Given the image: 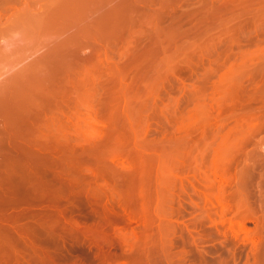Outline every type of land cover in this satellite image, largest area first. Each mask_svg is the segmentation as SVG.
Returning <instances> with one entry per match:
<instances>
[{"label":"rangeland","instance_id":"374dc122","mask_svg":"<svg viewBox=\"0 0 264 264\" xmlns=\"http://www.w3.org/2000/svg\"><path fill=\"white\" fill-rule=\"evenodd\" d=\"M88 1L90 3L89 9L85 10L82 13L80 12V13H74V14L66 13L65 10L60 9L58 5H56L55 7L51 3L52 1L51 2L49 1V3H47L48 0L47 1L46 0L44 1L43 0H15V1L6 0L0 3V29H1L0 31V215L2 217L1 221L3 218L6 219V220L4 219V223H2L3 221L2 222L0 221V225L1 226L3 225L2 227L0 226V228H3L5 226L4 229H6L7 232H9L10 228H13V230H10V233L11 235L13 234L12 235L13 237L9 235L10 233H7L8 234L7 235L4 229H0V237H1L0 240L3 239L4 242H6V243L3 242L4 245L2 244L3 245L2 247L8 244L7 241H8V238L10 239V237L12 238V240H14V241L10 240V242L12 243L15 241L17 243L19 242L18 244H16V242H15V245L13 244L14 248L16 247V251H18L16 252V255L14 254L15 251L11 253L13 254L12 256L15 255L19 257L17 253H19L20 250L24 246H26L25 244L22 247V243L24 244L25 241H21V240L23 237H24L23 240H26V239L28 240L27 237H29V239L31 238V240L30 241L26 240V242H29L28 244H31V243L32 244L34 243V244L32 245V247L28 246L27 244L28 250H30L29 247L34 249L35 247L33 246H35L36 244H39V245H36L38 249L44 250L45 248L46 252L51 250L50 251L51 253H49V255L53 257V258H50V259H53L52 263L48 262V260H43L45 259V257L42 258L43 256H46V258L51 257V256H48V253H46L47 254L46 255L45 251L43 250L41 251L42 253L44 252L43 254L40 252V255H43V256L42 257L39 256V250L36 248L38 251L37 250H34V251H36V256L38 255L37 258L38 257L39 259L42 258V260L32 258L34 256L33 254L35 253H33L34 251H32L33 249H31L32 255L31 254L29 256L28 254L22 255L23 254L22 253L20 254V256L22 255L23 257L26 256L28 258L24 259L23 257H19L21 258V261L23 259L24 260H23V263L20 261V259L18 262V260H16L17 259L16 257L15 258H12V256L9 257L10 253L7 250H9V248L12 249V247H10L12 243L10 244V242L8 241L10 246L7 245L6 247H4V251L6 250V248H8L5 251L9 253L8 254L9 256L8 255L6 256L8 258L7 261H9V259L11 258V260L9 261L11 262V264H14L16 262L17 263L21 262V264H46V263L47 264H73V263L75 264L76 263L78 264L79 263L81 264H91V263L92 264H103L102 262H103L104 254L101 255L102 258L101 257L99 258L100 256L99 249H101L100 251L102 252L104 250L103 248L105 247H100L98 245V248H96L97 246H93L94 244H92L91 242L95 240L94 237L93 239V238H90L91 237L90 235H89L90 237L87 236L86 238L84 237L85 235L84 236L75 235V233L77 232L74 233V230H72L73 229L72 226H70L72 228L71 229L72 231L69 228H67L69 229L67 230L66 228H64L65 225H62L61 222H60L61 224L59 223L60 225L59 226L57 225V227H55L56 225L54 227L50 226L53 229L49 228V225H47L48 223H50V225L51 223L57 224V222L53 223L51 221H48L50 220L48 218L51 217V208H50V213L47 214L49 210L48 208L51 207V206H48L50 202L52 206L54 205L55 202H57V204L56 203L55 204L58 206V208L59 206L60 207L62 206L61 209L60 208L59 209L57 208V209L59 210V212L62 210L61 213L63 212L65 213V215L64 213L62 214L64 216L63 218L65 219L68 218L69 220H71L69 222H72L73 218L74 219L76 218V220H80V221L87 220L86 222L88 221L96 222L90 219V217L91 216L93 217V215L96 217L95 215L96 210L94 209V207H93L94 209L93 210L92 209L93 204L88 202L89 201L88 196L92 192H93L92 194H96V187L94 186L95 188L92 189L93 187H91L90 183L87 180L86 182L84 181H85V178L88 177V174L93 175L94 172L92 173V171L94 170H92L93 169L92 166H95V165L99 166L101 164V160L100 161L97 160L98 165H97V162L94 161L95 162V165H94V162H92L93 158L92 156H90L89 154L90 152H88L89 150L85 151L84 148H78V149L80 151L84 150L85 152L83 151L80 152L77 149V152L79 151L78 153L80 154H78L77 152L74 153L76 150L73 152V141L71 145L65 146V148L62 150V153L57 157V155L54 156L53 154L49 153V151L43 145L41 140L46 137L52 136L53 133H57L60 127L64 126V124H67V127L69 129V134L73 138V114L77 108L76 100H80L82 102L83 101L91 102L95 98L101 95H104L106 93V90L103 88V86L107 82L111 83V80L115 78V76L119 72H122L123 69L125 70V74H127L125 75V80H124L125 83L131 84L132 81L135 82L138 80V78L141 77L139 79L141 81L138 80V82L140 83L142 82L140 84L142 89L140 88V90L141 92L145 91L144 87L145 86L148 87L147 84L152 83V81L154 83L156 82L155 80L157 79H154L155 77H158L159 79V77L164 76V72H163V75L161 74V72H159L161 74L160 76V74L157 73L159 70L155 71V68L157 66L161 67L162 64H163L162 65L163 67H161L162 69L165 68L164 67L165 65L166 67L168 66L170 68V64L172 63L170 62L171 61L170 56L172 55V53L177 52L175 50L177 47L178 48L184 47L185 51L183 52H185V54L182 55L181 53L183 52L180 53L179 51L180 49H179L178 54L180 53L182 56L180 54L179 56L176 54V56L177 58L182 57L181 59L178 58L179 60H182L184 59L183 58L184 55L185 56L190 55V57H187V58L192 60L190 61L192 66L190 65L189 62H187L189 59H186V58L184 59V61L187 60L186 62L189 64L184 62L185 65L183 64L181 65L183 67L186 66L185 69L188 68L191 74H189L190 72L187 70H186L187 72L185 71L186 72L185 74V72H183L184 69L180 67V69L181 68L183 69L181 73L183 72V74L186 76L181 77V75L183 74L178 72L181 74V75L179 74L180 78L178 75H176L178 77L174 76L173 78L172 76L174 74L170 73L169 75L168 73L167 75H169V78L166 76H164V79L162 78L165 81L166 85L164 84L163 80L161 81V78L159 79L161 82L157 81V84L161 83L163 84V87L164 88L166 87L167 89L165 88L166 90H163V93H161L162 89L160 88L157 89V91L155 92V95L161 94L160 96L161 99H159V97L158 98L156 97L157 99V101L155 100L156 103L155 101L152 100L153 103L155 104L156 108L155 107L154 108L156 110L152 109L154 104L152 103L153 104L152 105L151 103H149L150 102L149 101L148 105L149 104L150 106L152 105L151 109H150V106H147L146 108L147 109L149 108V109L148 110L144 109L146 110L144 113L141 111L139 112H141L142 114L137 112L138 118L140 120L142 119L143 121L142 120L141 121L144 123L143 125L141 121L139 122L137 120L140 123V125L137 123L140 126L139 129L142 131V132L140 130L139 132L137 131V133H140L138 136L142 137V139H145V141H143L144 143L148 139V141L144 144V146H149V147L152 146L151 145L152 143L150 144L149 141L150 142L158 141L157 146L158 145L160 146L161 144L159 143L163 142L161 141V139L163 138L165 140L166 134H168L169 131H173L172 128L174 127V124H175L174 120H176L175 117H177L178 119L182 115H185V114L188 115V113L190 115L191 111L192 112L194 111V108L196 109L200 105L202 106L204 105L205 107V106H208L207 104H209V106L212 105V107L210 106L211 108L207 107L210 110L205 111V109L207 108L203 109L202 106L200 107V110L202 111L204 110V112L202 113L200 112L202 114V117H203V113L204 114L207 113L206 114L207 116L204 115L206 116V118L203 117L205 119H207L209 114L211 115L217 114L216 116H218L219 113L217 112L222 111V113L220 112L222 115H219L218 117L215 116V120L213 119L214 121L210 119L209 121H206L209 124L203 121L205 119L203 118L201 119L204 122L203 125L207 124V128L205 130L208 133L211 131L212 128H214L212 129V131L215 130L214 132H217L218 134V130L221 127H222V132H223L225 129L230 128V125L231 127L234 125L235 127L239 128V129L235 128V134L237 133L240 134V133H243V130L241 129L246 128L244 131H247L248 133L247 137L250 136L248 139H246L247 137L246 138L244 137L245 135L240 136L238 134L240 137L237 135H236L237 137L233 136V139L234 137L236 139V141L234 140L235 143L239 142V139L240 141L243 142L242 144L243 147L241 146L238 147V144L237 146L236 145L235 146L236 148L238 147L237 149L241 147L242 151L244 152V153H239L241 151V148L239 149L240 151L235 150L237 153H239V155L235 153V156H237L235 159V165L239 169H237L235 166L234 172L236 173L235 175L238 177L236 178L235 176V180L240 179V181L238 180L237 182L238 184L237 185L235 184V185L240 187L241 185L239 184L242 183L243 181H245V183L243 182L242 184L247 185L248 193L245 192L246 193L245 196L244 195L240 196V194H244L245 190H242L243 192L238 195L241 198L242 197L246 198L245 202H249V203L245 204V202H241L242 200L241 199L240 202L242 204L238 201L239 205L241 204L242 205V206L240 205L241 207L246 205L245 206L246 209L249 207L250 209L248 210H245V208H242V209H244V211L250 210L249 214L252 215V217L246 218L247 217L246 215H249V214H246L245 215L246 217L244 216V218L246 219L241 217L242 219H244V221L241 219V221L243 222L239 223L240 222L239 216H241V214L240 212H239L240 215L237 214L238 210H236L239 208V205H237L238 208H235V209L233 208L235 205L234 203L235 201H236V204H238L237 202L238 199L232 197L231 194H230L231 196L228 198L234 199V202L231 199L232 205L233 203L234 205L233 207L232 205H230L229 210L231 211L228 210L226 214V218H223V215L221 212L223 208L222 204L219 205L221 201L217 203L219 201L216 199L217 194H206L205 197H208V199H211V203H209L207 207L208 208L207 210H209L208 213H205V211L202 212L201 210H205L203 209L204 207L200 209L197 206H200V207L204 206L203 204L205 203H202V202L204 201L205 198L204 196L201 197V194L200 195L196 194V192H194L196 189L194 190L193 189L194 186L190 185L191 182L187 181L188 179H186L185 186H188V189H186L188 193L187 194L184 193L182 195L181 199H183V202H182L183 205H178L180 212L178 211L177 206H176L177 215L175 213L174 216H171L170 214H168V212L170 211L168 210L165 211L167 212V216L169 215L171 216V218L169 217L170 219L173 218V220H170L168 217H166L165 225L167 224L166 225L167 227L166 226L164 227L163 225L165 220H163L162 222L161 218L156 220L153 217L151 218L149 217L147 213H149L148 211H150V209L147 211V213L145 212L146 213L145 216L147 217L148 215V218H147L148 221H145L147 220L146 217L143 220L142 215H141L142 217L141 218L139 214L138 216L140 217L141 221L137 220L136 219L137 214H135L136 217L134 216V219H132L133 221L131 220V223H130L132 226L133 225L134 226L132 227L131 225H129L130 227L129 226H128L129 228L127 227L129 229V230L127 229L128 233L122 232L123 235L124 234L125 235L124 236L121 235V241H122V244H124L122 245V248L120 247L121 245L119 246L121 250L119 249L118 245L117 246L115 245L118 248H116L113 245L114 247L111 248L112 251L107 247H106L107 249L105 248L106 251L109 249L108 251L115 252L116 254V255L115 254L113 255V253L111 254L109 253L112 259H108L110 257L109 256L107 257V260H109V262L111 260L113 262V259L117 260L116 262H113V264L115 263L116 264L118 263L119 264H264V148H263L264 147V98H263L264 97V21L262 22V20H264L262 17L264 16L263 15L264 14V0H239V1L234 0L235 2H233V0L232 1L231 0H96V1L88 0ZM134 1H137L136 7L132 6ZM63 2L64 1L61 0L62 4ZM25 4L26 6L28 4L30 7L32 5L31 11H33V16L25 18L22 21L12 23L11 20H13V18L15 17L18 11H21L23 9ZM206 4H209V7H207ZM230 4L233 6L231 7ZM116 5L121 6V7L126 6L127 8L124 11L114 13L111 16V12L107 10V7L109 8L111 6H116ZM226 5L229 8H227ZM243 8L246 11H244ZM230 9H232V11ZM247 10H249L248 11L249 13L247 12ZM226 11L228 12L227 14H226ZM256 13H258V15H256ZM207 14H208V17H207ZM216 14L217 16L219 15L218 18L220 17L221 18L218 19ZM225 16L227 17L225 18ZM249 17L254 18V19H251V18L248 19ZM249 22H250V27L253 25L254 27H256V29H253V27L250 28L247 25V23ZM219 23L221 24L223 23V25L226 24V26H222V25L220 26ZM257 24H260L262 26L260 25L258 26ZM237 26L238 28L240 27L241 28L238 29ZM227 30L229 33L227 32ZM196 31L197 33H195ZM149 34L151 36V40L154 37H157V38L160 37L161 34L163 36L160 37V39L166 38V37L167 39H170L172 35L171 40L172 39L173 40L172 42L168 41L169 42L168 49L165 55L164 53L162 54L157 53L156 55V53H154L156 51H154L153 54L155 55L151 57L152 60L149 61V64L142 65V69L143 68L145 69H143V72L141 73V75L138 74L139 72L136 74V71L137 70L139 71V69L136 68L137 69L136 70L130 67L132 66L131 63L133 61L131 60V57L134 56L132 55V51L135 49V47L137 48V47L142 46V49H141V52H142L145 46L147 45L149 46L150 42L157 41V43L155 42V45H158V42L160 41V39H158L159 40L158 41L157 38H154L155 40L153 39L151 41ZM153 35L155 36L153 37ZM230 35L232 36L231 37L232 39L229 38ZM234 35L236 37H234ZM209 36L210 38H208ZM198 37L200 39H198ZM206 37L208 38V42H207V39H205ZM227 37L230 39V42ZM210 39L213 41H211ZM234 39H235V42H234ZM214 41H216L217 43L216 42L214 43ZM209 42L211 43L210 45H209ZM233 42L234 44H232ZM186 44L188 46H185ZM219 44L222 46H220ZM189 45L191 48L189 47ZM205 45H207V48ZM228 46L230 47L231 51L229 50ZM227 48L229 51H227ZM200 50L203 54L198 56L197 53H194L195 51L196 52L199 51L198 53L200 54ZM91 55H93V57L89 59V56ZM195 55L200 58H196ZM194 56L196 60L198 59L197 61L196 60L194 61L193 59ZM201 56L203 57L201 58ZM153 58L156 60H154ZM172 60L175 63L173 62L171 65L176 64V66L177 65L180 66V64L176 63L177 62L176 60L174 59ZM153 62H156L158 64H155ZM129 63L131 65H129ZM178 63H181V61ZM195 63L196 65H194ZM186 64L189 65V67ZM210 65L212 66V69L210 68ZM240 65H244L245 67L244 66L240 67ZM148 66H153V67L151 68ZM176 66L175 67L173 66V68H176ZM132 67L134 68V65ZM147 67L151 69H148ZM130 68L132 71H129ZM189 68H191L193 71ZM162 69H160V71H162ZM144 70L145 71L147 70L146 71L147 74L145 73ZM141 71L142 70H140V72ZM148 71H150L151 73ZM153 72L154 74H152ZM227 74L228 76L230 75L229 78L231 77L230 79L231 80L233 79L234 82H231V80H229V78L227 77ZM137 75H140V77H138ZM177 78H179V80H176ZM224 78H228V79L226 80ZM225 81L227 82L226 84L224 83ZM183 84H184V87L185 86L187 87V88L185 87L186 89L184 87L183 88L179 87ZM223 84L226 85L227 89L229 88L228 90H230V88L233 87L231 85H235V94L234 92H232V95L228 97L230 93L229 94L227 93L228 90L223 87ZM211 85L214 89L211 87ZM227 85L231 87H228ZM193 88L196 89L195 90L196 92L194 91ZM221 88L223 92L225 91L224 93L222 92L223 94L221 93L222 91ZM201 89L203 90L205 94V95L203 94L202 97H201V94L203 92ZM159 90H161V92ZM207 91L211 92L208 94V96H211L212 99L211 97L209 98L207 96ZM142 93L145 94V92H142ZM252 93L254 95L253 97H252ZM214 95L217 98H215ZM223 96H225L226 98ZM231 96L233 97V102L235 98V101H236L234 103L235 107H233L232 106L233 104H231L233 103ZM198 97L202 98L203 101L200 100ZM204 97H207L208 99L207 98L205 99ZM218 97H221V98H218ZM169 98L172 100H170ZM177 98H179V100ZM173 100L175 101V103L173 102ZM207 100H211V101H208L205 103V101ZM199 101L201 102V104ZM224 102H225V105H224ZM165 103H168V104H165ZM176 103L178 104L177 106L175 105ZM170 104L171 106L168 107V105ZM179 104L180 105L183 104L181 105L183 109ZM214 104L216 107L213 106ZM219 104L220 105L223 104V106H226L227 104L226 108L228 107L229 104L231 105H229L228 107L229 110L228 108L226 109L225 107H222V110H221L220 106H218ZM84 105L88 106V105H91V103H84ZM34 106H38L39 110L41 111L40 112L41 114L39 116V122L36 124L37 126L35 125L34 127H31L30 129H27V131L25 130L19 131V127L17 126V123H16L17 118L23 117L24 119L28 120L29 118L28 114H30ZM179 106L180 108H178ZM162 107H164L163 110H162ZM230 107H233V108H230ZM173 108H175V111H173L174 110ZM186 108L187 110H185ZM223 108H225L224 110H228V112L226 113H229V114L233 112V110L231 109H235L234 110L235 114H237V111H238V114L244 111L245 116L248 114L247 118L246 119L244 118V120H241V118L244 115L242 116V115L237 114L240 117L234 118L233 116V118L235 119V120L233 119L235 121L234 122L233 120H231L232 116H230L233 113L230 115L226 114ZM180 109L181 111H179ZM157 110H158V113H157ZM86 111H88L87 112L88 115L94 114L89 109ZM184 111H186L187 113ZM207 111H209V113ZM173 112H176V113L174 114ZM179 112H182V113H179ZM223 114L226 117L229 115V117L227 118V121L229 119L230 122L228 121V124L226 121L225 123H221L222 125L218 122L220 120L222 121L223 117H225ZM173 115H176V116L173 117ZM212 116L210 117L212 118ZM173 118L175 119L172 120ZM225 118L223 119V122L224 120H226ZM30 119L32 121V118ZM237 120H239L240 122ZM177 121L178 120H176V122ZM179 121L175 124V126L179 123ZM210 121L211 123L213 122L217 124L212 123V126H213L212 127L210 124ZM170 124L173 126H171ZM203 125L201 124V126ZM142 126H145V128ZM147 127H148V130L146 129ZM203 127L205 128L206 126H203ZM137 130H138V127H137ZM212 131L210 132V136L213 137L214 135L215 137L214 138L211 137L212 139H209V140L207 139V143H209L210 140L211 141L213 140V142H217L215 140H217L216 138L218 135H216ZM248 131L249 132L251 131L250 133L252 134H250ZM220 132H221V129H220ZM211 133L213 134L211 135ZM247 133H243V134H247ZM27 136L40 138V141L32 142L30 140V137H27ZM208 137H209V134H208ZM157 138H161V139L158 140ZM140 140L141 139H139V145H137V147H141L144 149L143 144L140 145L142 143V140L141 141ZM231 140H232V137L231 139H229V142ZM165 141H164V145H166ZM230 143L233 144V140ZM240 143L241 142H239V144ZM146 144H149V145H146ZM141 148H138V150ZM143 149L140 153H138L139 151L137 150L136 156L137 155L144 156V157L138 156V159L140 161L147 160L146 158H148V156L145 155V153L144 154L142 153V152H145L146 150V149L145 150ZM157 149L160 150L161 146L159 148L157 147ZM107 150H108L107 148L103 149L101 153H103L104 155L100 153L102 156H99L100 154H98L99 158L103 156L104 158L106 157L108 158V154L110 153L109 152L110 150L108 151ZM147 150L149 149L147 148ZM152 150L151 152L154 153V155L157 152L156 156L159 157L158 155L160 151L158 152V150L157 151L156 150L152 151ZM151 152L149 150L148 152H146V154L150 155ZM73 153L74 155L76 154V156L78 155L77 157L85 156L83 157L84 160L81 159L82 160L81 162L86 160V162L82 163L83 166L85 165V167H83L84 169H82L83 178L80 176L78 177V179H76V183L74 184L76 188L75 186H73V168L79 167V165L82 166V164L79 163L78 161L79 158L77 160L78 162L77 161L76 163L74 162L77 166L73 164V157H74ZM152 153L150 155L151 159H152L151 156H154L152 155ZM126 154H123L122 159L119 157L117 159L119 161L117 162L116 160L115 162L111 160L112 162L110 161L111 164H109L106 160V162L104 163L102 161L103 164L100 165L101 167L99 166L101 168L102 175L103 174L105 175V176L103 175V177H105L104 181L108 182V184L110 183L113 184V183L118 182L119 187H117V189H120V190H123L121 188L125 189V185H131L135 181L138 183H140L141 181L142 182L144 181L143 179L144 174L142 175L143 180L141 179V177L140 179L136 178L135 174L136 172L138 173L145 172L147 175V172H146L147 169L143 168L146 171H141L139 170V168L141 169V165L138 168L137 164L140 163L142 165L144 164V165L149 166L151 163H153L152 161L154 158L155 160H157L156 159L157 157L154 156L151 163L150 164L148 163L149 165L147 164V162L145 164V163H141L140 161L139 163L137 162V164H134V162L138 161L137 157L133 160H130V159H131V156L133 155L135 156V154L133 153V155H131L129 152H127ZM208 155H209V152L207 154V158L210 156ZM150 158H148V161H150ZM159 159L157 161H159ZM106 163L109 165V168ZM131 163L133 164V166ZM156 163L157 164L153 163L152 166L150 165V168H149L150 173L153 172V168L151 167H153L154 164H155V167L159 164L158 162ZM112 164L113 166L111 168L110 166ZM73 165L75 167H73ZM89 165L91 166V169L88 167ZM133 169H134V172H133ZM135 169L137 171H135ZM154 171H156L154 172L155 175L152 173L154 176H156L157 174H160V171L158 170V168L156 170L154 169ZM237 173L239 174V176ZM86 175L87 177H84ZM149 175H150L149 177H151V179L153 180V176L151 174ZM107 178L110 179L111 182L108 181ZM147 179L146 181L149 182L150 179L149 180ZM191 179L197 188L199 189L205 188L204 185L200 183L197 179L193 177ZM241 179H244V180H241ZM151 181L149 183H151ZM145 183L147 182H144L142 184H136V183L134 184L136 186L137 185H144V186L148 185ZM134 184H132V186ZM121 185H123L124 187L123 186L121 187ZM243 186L245 187V185ZM134 187L132 188V190L134 189ZM126 188L127 189H125V191L123 190V192L125 195L128 193L127 196L129 197V195H131L128 190L130 189V187L128 188L126 186ZM245 188L240 187L239 190L241 191V189H245ZM87 189L90 190V191L88 190L89 193L87 192ZM210 190L208 191L214 192V189H210ZM120 193L121 191H119V193H116V194H119V197H121L122 199V201L121 202L119 201L118 203L119 204L121 203L122 207L126 206L130 209L131 207L127 206L129 202L127 201L128 202L127 205L125 203L128 197L126 196V199L123 203V200L125 197L120 196L123 194V193L122 194ZM54 195H57V196H54ZM228 195L229 194H227V196ZM41 197L42 198L45 197L46 200L45 198L40 200ZM200 198H203L202 199L203 201L201 200L200 202L199 201ZM214 199L216 200L215 203H217V205L219 206H217L216 204L213 205L212 202L215 201ZM44 200H45V203H44ZM117 200H120V198L118 199L117 197ZM129 200L131 203L132 202L131 199ZM207 200L205 199V201ZM133 201L135 202V204L133 202L134 206L135 205L137 206L138 204H136V200H133ZM191 201L193 203L195 201L196 203L200 202L202 204L200 205L199 203V205L198 204L196 205V203H194V205H196V208H195L193 203H191ZM40 202L44 204H41ZM137 203L139 202L137 201ZM46 204L47 206H45ZM134 206H132V208ZM122 207H120V209ZM135 207H134V210H132L131 208L133 212H135V210L137 209V208L135 209ZM231 207L236 212L233 211ZM240 208H239V211L242 210ZM44 209H45V212L43 211ZM64 209H66V211H64ZM5 211L8 212L9 215L12 214L10 216L11 219L9 218V215ZM93 211H95V213H93ZM24 212L26 215L24 214ZM42 212L46 213V215L43 214ZM165 212L162 213V215L166 214ZM201 212L203 214L205 213L206 215L203 220L201 218L203 217L201 216L202 214ZM126 213H128V211ZM152 213L153 212L151 211V215H153ZM235 213L238 216L235 218V222H233L234 219L232 218L233 216L234 217L236 216ZM22 214H23V218L21 216ZM243 214L244 212L242 211V216ZM5 215L8 216V219H7V216ZM47 215L50 217H47ZM176 216H177V220H176ZM152 218L153 220H151ZM229 218L233 221L229 220ZM237 218L239 220H237ZM7 220L8 222H6ZM142 220L147 224H151V225L153 224L152 227H154L155 230L150 231L149 228L146 229V230L149 229V232H151L149 233V235L153 234L152 236L149 237L148 233L143 234L144 230H141V229L146 228V227H144L145 224L142 223L143 222ZM150 220L152 223L149 222ZM155 220L156 222H154ZM158 220L159 222H157ZM14 221L15 223L16 222L17 223L15 224ZM37 221L40 224L39 227H38ZM85 221L83 223H85ZM173 221L174 222L176 221V226L174 225L175 227L174 228L172 227L173 229L171 230L170 227L173 226ZM5 222L8 224V226L7 224H5ZM10 222H13L14 224ZM18 222H20V224ZM92 222H88V223H92ZM132 222L134 223L132 224ZM160 222H162V224ZM231 222H233V224H230ZM12 224L14 226H12ZM24 224H28L27 227L30 229L28 228L26 229V225ZM155 225H158V226L155 227ZM161 225H163V227ZM168 225H171V226L168 227ZM46 226L48 229L46 228ZM146 226L149 227V225H146ZM18 227H19V230H21L20 229L21 227L26 231L28 230L30 235H32L33 238L29 234H28L29 236L25 235L24 233H27L28 231L23 232V230H21L23 232V233L21 232V235H25L26 237L18 235L19 237H22V238H19L18 236H16V234L20 232L17 229ZM260 227L261 229H259ZM43 228H46V229H43ZM256 228H258V231H256ZM33 231L36 234L34 233L32 234ZM54 231L56 233H54ZM14 232L16 233L14 234ZM137 232H141L143 236L147 235L146 238H144L143 236L140 237L141 234ZM254 232L257 234H255ZM2 233H3V236L5 235L4 237H2L1 235ZM78 237L80 238L78 239ZM147 237L149 238V240H147L148 239ZM89 238L92 240L91 242L87 240ZM6 239L7 241H5ZM32 240H34L35 242ZM141 240L144 242H141ZM16 245L18 246L21 245V249L20 247H19L20 250L17 249ZM23 252H25L26 254V250ZM1 253L2 252H0V254ZM106 254H108V252ZM104 257L106 258L105 255ZM12 260L13 261L16 260V261L13 263ZM112 262L110 263L112 264ZM106 263H108V261Z\"/></svg>","mask_w":264,"mask_h":264},{"label":"bare ground","instance_id":"6f19581e","mask_svg":"<svg viewBox=\"0 0 264 264\" xmlns=\"http://www.w3.org/2000/svg\"><path fill=\"white\" fill-rule=\"evenodd\" d=\"M3 1H6V0H0V3L1 2H3ZM15 1V0H14ZM44 1V0H43ZM47 1V0H46ZM49 1L52 3V5H54L55 7H56V5H58V7L60 8V9H63V10H65V12L66 13H71V14H74V13H82V12H84L85 10H87V9H89V7H90V3H89V1L88 0H63L64 2H63V4L61 3V0H48V2L47 3H49ZM56 1H58V2H56ZM93 1H96V0H93ZM232 1V0H231ZM239 1V0H238ZM233 2H235L234 0H233ZM232 2V3H233ZM240 2H242V1H240ZM245 2V1H244ZM38 3V2H37ZM61 3V4H60ZM245 4V3H244ZM207 5V7H209V4H206ZM231 5V4H230ZM246 5V4H245ZM132 6H134V7H136L137 6V1H134L133 2V4H132ZM214 6V5H213ZM216 6H217V4H216ZM233 5H231V7H232ZM31 7H32V5H31ZM31 7L27 4V6H26V4L24 5V7H23V9L21 10V11H18L17 13H16V15H15V17L13 18V20H11L12 21V23H15V22H18V21H22L23 19H25V18H28V17H30V16H33V11H31ZM226 7L227 8H229L227 5H226ZM225 7V8H226ZM248 7V6H247ZM127 7L126 6H111V7H107V10L108 11H110L111 12V16L114 14V13H118V12H120V11H124L125 9H126ZM245 8V7H244ZM243 8V9H244ZM250 8V7H249ZM248 9V8H247ZM226 10V9H225ZM231 11H232V9H230ZM230 10H229V12H230ZM251 10V9H250ZM261 10H263V9H261ZM211 11V10H210ZM228 11V10H227ZM226 11V14L228 13ZM244 11H246L245 9H244ZM249 10H247V12H248ZM260 11V10H259ZM196 12V11H195ZM212 12V11H211ZM210 12V13H211ZM214 12V11H213ZM242 12H243V10H242ZM257 12V11H256ZM197 13V12H196ZM206 13V12H205ZM207 13H208V11H207ZM209 13V14H210ZM224 13V12H223ZM244 13H246V12H244ZM249 13V12H248ZM192 14V13H191ZM213 14V13H212ZM211 14V15H212ZM232 14H234V13H232ZM195 15V14H194ZM225 15V14H224ZM223 15V16H224ZM229 15H230V13H229ZM239 15V14H238ZM255 15V14H254ZM253 15V16H254ZM256 15H258V13H256ZM264 15V14H263ZM14 16V15H13ZM216 16H217V14H216ZM222 16V17H223ZM232 16V15H231ZM240 16V15H239ZM207 17H208V14H207ZM215 17V16H214ZM219 17V15L217 16V18ZM227 16H225V18H226ZM229 17V16H228ZM233 17V16H232ZM260 17V16H259ZM263 17V19H264V16H262ZM221 18V17H220ZM220 18H218V19H220ZM224 18V19H225ZM251 17H249L248 19H250ZM256 18V17H255ZM209 19V18H208ZM210 19H212V18H210ZM216 19V18H215ZM228 19V18H227ZM248 19H247V21H248ZM251 19H254V18H251ZM212 21H214V20H212ZM216 21V20H215ZM226 21V20H225ZM245 21V20H244ZM252 21V20H251ZM264 20H262V22H263ZM219 22H220V20H219ZM222 22V21H221ZM246 22V21H245ZM259 22H260V20H259ZM259 22H257V23H259ZM233 23V22H232ZM205 24V23H204ZM208 24V23H207ZM211 24H212V22H211ZM220 24V26L222 25V26H226V24L225 25H223V23L221 24V23H219ZM230 24V23H229ZM241 24V23H240ZM239 24V25H240ZM254 24V23H253ZM256 24V23H255ZM215 25V24H214ZM218 25V24H217ZM247 25L250 27V22L249 23H247ZM258 26L260 25V24H257ZM256 25V26H257ZM216 26V25H215ZM260 26H262V25H260ZM203 27H204V25H203ZM208 27V26H207ZM253 27V29H256V27H254L253 25L250 27V28H252ZM219 28V27H218ZM237 28H238V26H237ZM236 28V29H237ZM241 28V27H240ZM240 28H238V29H240ZM258 28V27H257ZM261 28V27H260ZM231 29V28H230ZM233 29V28H232ZM243 29V28H242ZM208 30V29H207ZM206 30V31H207ZM235 30V29H234ZM234 30H233V32H234ZM0 31H1V29H0ZM198 31V30H197ZM197 31L195 32V33H197ZM200 31V30H199ZM210 31V30H209ZM241 31V30H240ZM227 32H228V30H227ZM160 33V32H159ZM162 33V32H161ZM167 33V32H166ZM174 33H176V32H174ZM224 33V32H223ZM225 33H226V31H225ZM229 33V32H228ZM150 34H152V33H150ZM150 34H149V36H150ZM168 34V33H167ZM173 34V33H172ZM205 34V33H204ZM215 34V33H214ZM239 34V33H238ZM157 35V34H156ZM166 35V34H165ZM164 35V36H165ZM227 35H229V34H227ZM155 35H153V37H154ZM163 35L161 34V36L160 37H162ZM167 36V35H166ZM169 36H170V34H169ZM175 36H176V34H175ZM175 36H174V38H175ZM202 36V35H201ZM160 37H154V38H157V40L158 39H160ZM171 37H172V35H171ZM171 37H170V39H167V37L166 38H161L160 39V41L158 42V45H155V42L157 43V41H152L154 38H152V40H151V36H150V40L152 41V42H150V44H149V46L147 45V46H145L144 47V49L142 50V52H141V49H142V46H140V47H135V49L132 51V55H134V56H132L131 57V60H133L132 61V66L134 65V68L132 67V66H130L132 69H139V71L137 70H135L136 71V74L138 73V74H140L141 75V73L143 72V69H145V68H143L142 69V65H144V64H149V61L150 60H152V58L151 57H153L155 54H153V52L154 51H156V52H154V53H156V55H157V53H164V55H165V53H166V51H167V49H168V41H171L172 42V40H171ZM220 37H222V36H220ZM232 36L230 35V37L229 38H231ZM234 37H236L235 35H234ZM237 37H238V35H237ZM196 38H197V36H196ZM208 38H210V36L208 37ZM208 38L206 37L205 39H207V42H208ZM225 38V37H224ZM228 38V37H227ZM226 38V39H227ZM228 38V39H229ZM149 39V38H148ZM198 39H200L199 37H198ZM232 39V38H231ZM236 39V38H235ZM235 39H234V42H235ZM149 40V41H150ZM155 40V39H154ZM211 40V39H210ZM209 40V41H210ZM192 41V40H191ZM211 41H213V40H211ZM222 41H224V40H222ZM233 41V40H232ZM170 42V43H171ZM216 41H214V43H215ZM229 42H230V39H229ZM234 42L232 43V44H234ZM190 43V42H189ZM217 43V42H216ZM194 44V43H193ZM205 44V43H204ZM203 44V45H204ZM211 43L209 42V45H210ZM228 44V43H227ZM229 44H231V43H229ZM191 45V44H190ZM190 45H189V47H190ZM198 45V44H197ZM220 45V44H219ZM185 46H188L187 44L185 45ZM192 46V45H191ZM199 46H200V44H199ZM206 46V48H207V45H205ZM218 46V45H217ZM220 46H222V45H220ZM230 46V45H229ZM228 46V47H229ZM232 46V45H231ZM180 47V46H179ZM182 47V46H181ZM204 47V46H203ZM213 47V46H212ZM224 47H226V46H224ZM178 48V47H177ZM175 49L177 52L175 53L174 51V53H172V55L170 56V58H171V61L170 62H174L172 59H174V60H176V58H177V56H176V54L179 56V54L181 53V52H183V51H185V48L184 47H182V48H178V49ZM184 48V49H183ZM191 48V47H190ZM190 48H189V50H190ZM195 48H197V47H195ZM199 48V47H198ZM221 48V47H220ZM180 49V50H179ZM182 49V50H181ZM188 49V48H187ZM210 49V48H209ZM232 49V48H231ZM180 51V53L178 54V52ZM208 50V49H207ZM220 50V49H219ZM229 50H230V47H229ZM228 50V48H227V51H229ZM159 51V52H158ZM187 51V50H186ZM215 51V50H214ZM226 51V52H227ZM231 51V50H230ZM261 51H263V50H261ZM188 52H190V51H188ZM194 52V51H193ZM193 52H191V53H193ZM199 51H195L194 53H197L198 54V56L199 55H201V54H203L202 52H201V50H200V54L198 53ZM213 52V51H212ZM216 52V51H215ZM220 52H222V51H220ZM225 53V52H224ZM230 53V52H229ZM249 53V52H248ZM153 54V55H152ZM182 55L183 54H185V52H183V53H181ZM180 54V55H181ZM196 54V55H197ZM207 54V53H206ZM175 55V56H174ZM181 55V56H182ZM186 55H187V53H186ZM195 55V56H196ZM216 55V54H215ZM230 55V54H229ZM250 55V54H249ZM249 55H247V56H249ZM261 55H262V53H261ZM174 56V57H173ZM180 56V57H181ZM195 56H194V61L196 60V58H200V57H198V56H196V58H195ZM246 56V55H245ZM260 56V55H259ZM93 57V55H91V56H89V59H91ZM176 57V58H175ZM187 57H190V55L188 56H185L184 55V59L186 58V59H189V58H187ZM203 56H201V58H202ZM220 57V56H219ZM155 58V57H154ZM153 58V59H154ZM179 58V57H178ZM177 58V64H180V66L179 65H177V66H179V67H177L176 66V64L174 65H171L170 64V68L167 66L166 67V65L164 66L165 68H161V67H163L162 65H161V67L160 66H155L156 68H155V71H157V70H159L157 73H159V72H161V74L163 75V72H164V76H166V77H168L169 78V75H170V73H172V74H174L173 76H172V74H171V76L174 78V76L175 77H178L179 76V78H180V75L181 74H183V72H185L186 70L187 71H189L188 70V68H186L185 69V67H183L181 64H183V65H185V63L184 62H186L187 60H185L184 61V59H182V60H179V59H181V58H179L178 59ZM154 60H156V59H154ZM153 60V61H154ZM168 60V59H167ZM170 60V59H169ZM198 60V59H197ZM196 60V61H197ZM165 61V60H164ZM181 61V63H178V62H180ZM190 61H192L191 59H189L187 62H189L190 63ZM193 61V62H194ZM203 61V60H202ZM217 61V60H216ZM220 61V60H219ZM186 62V63H187ZM192 62V63H193ZM246 62V61H245ZM129 63V65H131ZM153 63H155V64H158V63H156V62H153ZM168 63V62H167ZM175 63V62H174ZM189 63H187V64H189ZM247 63V62H246ZM186 64V65H187ZM222 64V63H221ZM240 64V63H239ZM242 64H243V62H242ZM248 64V63H247ZM190 65H191V63H190ZM194 65H196V63L194 64ZM173 66L175 67L176 66V68H173ZM188 67H189V65H187ZM192 66V65H191ZM190 66V67H191ZM215 66V65H214ZM241 66H244V65H240V67ZM146 67V66H145ZM148 67H153V66H148ZM147 67V68H148ZM160 67V68H159ZM180 67H182L183 69H184V71H183V69L181 70L180 69ZM197 67V66H196ZM235 67V66H234ZM245 67V66H244ZM128 68V67H127ZM131 68L129 69V71H132L131 70ZM141 68V69H140ZM151 68H148V69H151ZM173 68V69H172ZM193 68V67H192ZM208 68V67H207ZM210 68L212 69V66L210 65ZM154 69V68H153ZM160 69H162V71H160ZM172 69V70H171ZM189 69H191V68H189ZM195 69V68H194ZM140 70H142L141 72H140ZM192 70V69H191ZM128 71V72H129ZM145 71V70H144ZM147 71V70H146ZM145 71V73L147 74V72ZM181 71H183L182 73H181ZM186 71V72H187ZM193 71V70H192ZM245 71V70H244ZM126 72H127V70H126ZM148 72H150V71H148ZM178 72H180V73H178ZM186 72H185V74H186ZM190 72V71H189ZM230 72H231V70H230ZM229 72V73H230ZM135 73V72H134ZM151 73V72H150ZM169 73V75H167ZM178 73V74H177ZM193 73V72H192ZM152 74H154V72L152 73ZM160 74V73H159ZM158 74V75H159ZM161 74H160V76H161ZM180 74V75H179ZM189 74H191V72L189 73ZM231 74V73H230ZM234 74V73H233ZM240 74V73H239ZM125 75H127V74H125V70L123 69V71L122 72H119L116 76H115V78H113L112 80H111V83L110 82H107L104 86H103V88L106 90V93L104 94V95H101V96H99V97H97V98H95L94 100H92L91 102H82V101H80V100H76L77 101V103H76V106H77V108H76V111L74 112V114H73V138L70 136V134H69V129H68V127H67V124H64V126H61L60 127V129L58 130V132L57 133H53V135L52 136H50V137H46V138H44V139H42L41 141H42V143H43V145L47 148V150L49 151V153H51V154H53L54 156L55 155H57V157L62 153V150L65 148V146H69V145H71V143H72V141H73V152L74 153H76L77 152V149L78 148H84L85 149V151L87 150H89L88 152H90L89 154H90V156H92V158H93V160H92V162H97V165H98V161L97 160H101V164H103L104 162H106V160H107V162L109 163V164H111L110 163V161L112 160L113 162H115V160H116V162L117 161H119V160H117L119 157L122 159V156H123V154H126L127 152H129L131 155H133V153L135 154V156L133 155V156H131V159L130 160H133V159H135L136 157H137V159H138V156H143V155H137L136 156V154H137V150H138V148H141V147H137V145H139V139H141L142 140V143L140 144V145H142L143 144V146H144V144L148 141V139H147V141L144 143L143 141H145V139H142V137H140V136H138L140 133H137V131L139 132V128H140V121L142 120H140L139 118H138V116H137V114L138 113H141V112H145L146 110H148L146 107L147 106H150V104L148 105V102L149 103H153V101H157V99H156V97L158 98L159 97V99H161V94H156V95H158V96H156L155 95V92L157 91V89H162V92H161V90H159L161 93H163V90H166L164 87H163V84H161V83H159V84H157V81H160L159 79L161 78V81L164 79V76L162 77H159V79H158V77H155L154 79H157V80H155L156 82L154 83L153 81H152V83H154V84H152V83H150V84H147L148 85V87L147 86H145L144 88H145V91H142V92H145V94H143L142 92H141V90H140V88L142 89V87H141V83L140 82H138V80L141 78L140 77V75H137L138 77H140V78H138V77H136V78H138V80L137 81H135V82H133L132 81V83L131 84H126L125 83ZM143 75H145V74H143ZM157 75V76H158ZM176 75H178V76H176ZM232 75V74H231ZM170 76V77H171ZM182 76H186V75H181V77ZM225 76V75H224ZM230 76V75H229ZM229 76H228V74H227V77L229 78ZM165 77V78H166ZM171 77V78H172ZM226 77V76H225ZM163 78V79H162ZM167 78V79H168ZM179 78H177L176 80H179ZM223 78V77H222ZM228 78H224V79H228ZM231 78V77H230ZM229 78V80H231ZM133 79V78H132ZM183 79V78H182ZM135 80V79H134ZM172 80V79H171ZM222 80V79H221ZM139 81H141V80H139ZM143 81V80H142ZM146 81V80H145ZM160 81V82H161ZM181 81V80H180ZM144 82V81H143ZM163 82H164V84H165V81L163 80ZM162 82V83H163ZM172 82V81H171ZM231 82H234L233 81V79L231 80ZM174 83V82H173ZM223 83V82H222ZM225 84L227 83L226 81L224 82ZM198 84V83H197ZM214 84V83H213ZM225 84H223V87L224 88H226V85ZM228 84H230V83H228ZM232 84V83H231ZM234 84V83H233ZM166 85V84H165ZM225 85V86H224ZM168 86V85H167ZM214 86V85H213ZM228 86V85H227ZM231 86H233L232 88H230V90H232V91H230V90H228L227 88V93L229 94H227L228 95V97L230 96V95H232V92H234V94H235V85H231ZM231 86H228V87H231ZM162 87V88H161ZM177 87H178V85H177ZM179 87H184V84L183 85H181V86H179ZM186 87V86H185ZM184 87V88H185ZM211 87H212V85H211ZM164 88V89H163ZM169 88V87H168ZM187 88V87H186ZM185 88V89H186ZM200 88V87H199ZM213 88V87H212ZM147 89V90H146ZM172 89V88H171ZM184 89V90H185ZM194 89V91L196 90L195 88H193ZM207 89V88H206ZM214 89V88H213ZM218 89V88H217ZM140 90V91H139ZM183 90V89H182ZM202 90V89H201ZM200 90V91H201ZM215 90H216V88H215ZM221 90H222V88H221ZM147 91V92H146ZM193 91V92H194ZM198 91V90H197ZM206 91V90H205ZM167 92V91H166ZM196 92V91H195ZM202 92H203V90H202ZM223 92V90L221 91V93ZM225 92V91H224ZM223 92V93H224ZM257 92V91H256ZM191 93V92H190ZM201 93V92H200ZM199 93V94H200ZM209 93H211V92H208L207 91V96H208V94ZM213 93V92H212ZM216 93H217V91H216ZM222 93V94H223ZM258 93V92H257ZM198 94V95H199ZM204 94V92L201 94V97H202V95ZM214 94H215V92H214ZM233 94V95H234ZM249 94V93H248ZM193 95V94H192ZM195 95V94H194ZM205 95V94H204ZM213 95V94H212ZM191 96V95H190ZM196 96V95H195ZM215 96V95H214ZM247 96V95H246ZM254 95H253V93H252V97H253ZM258 96V95H257ZM200 97V96H199ZM198 97V98H199ZM209 98L211 97V96H208ZM223 97H225V96H223ZM227 97V98H228ZM155 98V99H154ZM205 99L207 98V97H204ZM215 98H217L216 96H215ZM214 98V99H215ZM218 98H221V97H218ZM226 98V97H225ZM231 98H232V102H233V97L231 96ZM230 98V99H231ZM262 98V97H261ZM264 98V97H263ZM170 99V98H169ZM178 100H179V98H177ZM195 99V98H194ZM200 100H202L203 101V99L202 98H199ZM208 99V98H207ZM211 99H212V97H211ZM239 99V98H238ZM153 100V101H152ZM170 100H172V99H170ZM178 100H177V102H178ZM196 100H197V98H196ZM216 100V99H215ZM223 100V99H222ZM240 100V99H239ZM152 101V102H151ZM156 101H155V103H156ZM208 101H211V100H207V101H205V103L206 102H208ZM220 101V100H219ZM224 101H225V99H224ZM229 101V100H228ZM173 102L175 103V101L173 100ZM200 102V101H199ZM198 102V103H199ZM217 102H218V100H217ZM216 102V103H217ZM236 101H235V98H234V102L233 103H231V104H233L232 106L233 107H235V105H234V103H235ZM243 102V101H242ZM246 102V101H245ZM249 102V101H248ZM84 103H91V105H88V106H85L84 105ZM169 103V102H168ZM168 103H165V104H168ZM173 103V104H174ZM210 103V102H209ZM213 103V102H212ZM241 103V102H240ZM154 104V103H153ZM152 104V105H153ZM165 104H163V105H165ZM172 104V105H173ZM200 104H201V102H200ZM199 104V105H200ZM202 104H204V103H202ZM211 104V103H210ZM231 104H229V105H231ZM151 105V106H152ZM157 105V104H156ZM176 106L178 105L177 103L175 104ZM180 105V104H179ZM181 105H183V104H181ZM180 105V106H181ZM196 105H197V103H196ZM196 105H194V106H196ZM206 105V104H205ZM208 106H205L204 107V105L202 106V105H200L199 107H197L196 109L194 108V111L192 112L191 110V113H190V115H189V113H188V115L187 114H185V115H182L180 118H178L177 119V117H175L176 118V120H178L179 121V119H180V121H179V123L175 126V124L178 122H176V120H174L175 118H173L172 120H174L175 121V124H174V127L172 128V130L173 131H169V133L168 134H166V136H165V140L167 141H165L162 137V139L161 138H157L158 140L159 139H161V141H163V142H161V143H159V144H161L160 146H161V149L160 150H158L157 149V147L159 148L160 146L158 145L157 146V143H158V141L157 142H150L149 141V143L152 145V146H144V149L143 148H141V149H139L138 151V153H140L141 151H142V149L143 150H145V152H142L143 154L145 153V155H147L148 156V158H150V155H151V150L153 149V150H158V152L160 151V153H159V157H157L156 156V153H155V155H154V153H152V155H154V156H156L157 158V160L159 159V161H157V160H155V158H154V156H151L152 157V159H153V161H152V159L150 158V161H148V158H146L147 160H144V161H140L139 159H138V161H136V162H134V164H137V162L139 163V161L141 162V163H145L146 164V162H147V164L149 163H151V161L153 162V163H155V164H157L156 162H158L159 164L155 167V164H154V166L153 167H151V168H153V172H151L150 173V171H149V168H150V165L152 166L153 165V163H151L149 166H147V165H144V167H143V165L142 164H137L138 166V168L140 167V165H141V169L139 168V170H141V171H146V170H144L143 168H146L147 169V175H146V173L145 172H136V174H135V177L136 178H138V179H140V177H141V179H142V175H143V179H144V181L142 182L141 180H139V181H141L140 183H138V182H133L132 184H134V183H136V184H142V183H144V182H147V183H145V184H148V185H133L132 186V184L131 185H125V189H127L126 188V186L129 188L130 187V189H128L129 190V193L131 194V195H129V197L127 196L128 195V193L125 195L124 194V192H123V190L125 191V189L124 188H121L123 185H121V189H123V190H120V189H117V187H119L118 185V182L117 183H113V184H108V182H106V181H104V178L105 177H103V175H102V171H101V164L99 165V166H96L95 165V162H94V165L95 166H92V170H94V171H92V173H93V175H89L88 174V177H87V175L86 176H84V177H87V178H85V181L84 182H86V180L90 183V185H91V187H93L92 189H94L95 187H96V194H92L91 192V194L89 195L88 193V190L89 189H87V194L90 196H88L87 194V196H88V202L89 203H91V204H93L92 205V209H93V207H94V209L96 210V213H95V211H93V213H95V215H96V217L93 215V217L91 216H89L90 217V219L91 220H93V221H96V222H92V221H88V222H92V223H88V222H86L85 220V223H83L84 221L83 220H81L82 221V223H81V221L80 220H76V218L74 219L73 218V220H72V222H69V221H71V220H69L68 218H63L64 216L62 215L63 213H61V211L59 212V208L61 209V207L59 206V208H58V206L56 205L57 204V202H53L54 203V205L52 206L51 205V202H50V204L48 205V206H51V207H49L48 209V213L47 214H49L50 213V208H51V217L50 216H48L47 215V217H50V218H48V219H50V220H48V221H51V222H57V224H52L51 223V225H50V223H48L47 225H49V228H52V227H54L55 225V227H57V225L59 226L61 223H62V225H65V227L64 228H69L70 230L72 229V230H74V233L75 232H77V233H75V235H81V236H84L85 238L88 236V237H90V238H95V240H91L90 238L89 239H87L88 241H92L91 243L92 244H94L93 246H97L96 248H98V245L100 246V247H107V248H109L110 250H111V248L112 247H114L115 245L117 246L118 245V247L120 246L121 248H122V245H124V244H122V241H121V235L122 236H124L123 235V233L122 232H124V233H126L127 232V229L130 227L129 225H131L130 223H131V220L132 219H134V216L136 217V215L135 214H137V217H136V219L137 220H140V217H141V215H142V217H143V220L145 219V215H146V213H147V211L150 209V211H148L149 213H147L148 215H149V217L151 218V217H153L154 219H159V218H161L162 219V222H163V220H165L166 219V217H170L171 218V216H174V214L176 213V206L178 207V205H183V199H181L182 198V195L184 194V193H188L187 192V190L186 189H188V186H185V180L186 179H188L187 181H190L191 183H190V185H192V186H194V192H196V194H201V197L202 196H204V198L207 200L208 199V197H205L206 196V194H217V200H219L217 203H219L220 201V203H219V205L220 204H222L223 205V208H222V215H223V218H226V214H227V212H228V210H229V207H230V205H232V201L234 202V199H232V198H228V197H230L231 195H232V197H234V198H237L238 200H237V202L239 201L240 202V200H241V202H245L246 200V198H241L240 196H242V195H246V193L245 192H247V185L246 184H242L243 182L245 183V181H243L242 183H240L239 185H241L240 187H242V188H245V189H241V191L239 190L240 189V187H238V186H236L238 183V180L240 181V179H236L235 180V159H236V157L237 156H235V153L236 154H238L239 155V153H244L243 151H242V148L241 147H243V142L242 141H240V139H239V142H241L240 144H239V142H237V143H235V141H236V139H235V137H237V136H241V135H245L244 137L246 138L247 136H248V133H247V131H244L245 129L243 128V129H241V130H243V133H247V134H243V133H237V134H235V128H237V127H235L234 125L231 127V125H230V128H228V129H225L223 132H222V127H221V123H225V121L227 122V124H228V121H229V119H228V121H227V118L229 117V115L230 114H232V115H230V116H232L231 118V120H233L235 117H240V116H238V115H244L242 118H241V120H244V118L246 119L247 118V115L245 116V112L243 113V112H241L240 114H238V111H237V114H235L234 113V110L235 109H231V110H233V112L232 113H226V112H228V110H229V105H228V110H224L225 108H226V106H227V104H226V106H223V104H219L218 106H220V109L222 110V107H225V108H223V110L225 111V113L226 114H229L226 118L225 117H223V119L225 118L226 120H224V122H223V119H222V117H221V119H222V121L220 122V121H218L217 119V121L221 124L220 125V129H221V132H220V129L218 130V134H217V132H214L215 130H213L212 131V129H214V128H212L211 129V131L212 132H214L216 135H218L217 136V140H215V141H217V142H213V140L211 141H209V143H207V139L209 140V139H212V138H214L215 136L213 135V137L212 136H210V132L208 133L205 129L207 128V124H205V125H203V123L204 122H206V121H209V119L210 120H212V121H214L215 120V116L217 115V114H209L208 115V117H207V119H205L206 118V114H204L203 113V117H205V118H203L202 117V112H204V110L202 111V110H200V107L202 106V108L204 109V108H207V107H212V105H210L209 106V104H207ZM224 105H225V102H224ZM151 106H150V109H151ZM167 106V105H166ZM169 106H171V104L170 105H168V107ZM176 106H175V108H176ZM180 106L178 107V108H180ZM213 106H215V104L213 105ZM155 107V104H154V106H153V110L156 108H154ZM182 107V106H181ZM188 107V106H187ZM210 107V108H211ZM216 107V106H215ZM233 107H230V108H233ZM163 108L164 107H162V110H163ZM175 108H173L174 110L173 111H175ZM177 108V109H178ZM198 108H199V110H198ZM201 108V109H202ZM226 108V109H227ZM251 108V107H250ZM90 110V111H92L94 114H92V115H88V111H86V110ZM144 109H146V110H144ZM165 109H166V107H165ZM168 109H170V108H168ZM182 109H183V107H182ZM213 109V108H212ZM217 109V108H216ZM237 109V108H236ZM143 110V111H142ZM156 110V109H155ZM185 110H187V108L185 109ZM197 110H198V112H197ZM206 110H210L209 108H207V109H205V111ZM219 110V109H218ZM251 110V109H250ZM255 110V109H254ZM85 111H86V113H85ZM139 111H141V112H139ZM169 111V110H168ZM179 111H181V109L179 110ZM240 111V110H239ZM41 111L39 110V107L38 106H34L33 108H32V111L30 112V114H28V120L27 119H24L23 117H18L17 118V120H16V123H17V126L19 127V131H27V129H30L31 127H34L38 122H39V116H40V113ZM138 112V113H137ZM151 112H153V111H151ZM172 112V111H171ZM183 112V111H182ZM182 112H179V113H182ZM184 112H186V111H184ZM201 112V113H200ZM208 113H209V111H207ZM215 112H216V110H215ZM222 113V111H219V112H217V113H219V115H222L221 113ZM249 112V111H248ZM157 113H158V110H157ZM161 113V112H160ZM167 113V112H166ZM174 114L176 113V112H173ZM187 113V112H186ZM200 113V114H199ZM212 113V112H211ZM224 113V112H223ZM254 113H255V111H254ZM87 114V115H86ZM142 114V113H141ZM144 115V114H143ZM170 115V114H169ZM187 115V116H186ZM197 115H199V116H197ZM204 115H206V116H204ZM218 115V116H219ZM174 116H176V115H173V117ZM210 116H212V118L210 117ZM218 116H216V117H218ZM233 116H234V118H233ZM201 117V118H200ZM30 118H32V121H31V119ZM172 118V117H171ZM205 119V120H201V119ZM254 118H255V116H254ZM214 119V120H213ZM238 119V118H237ZM240 119V118H239ZM139 122H138V121ZM171 120V119H170ZM235 120V119H234ZM233 120V121H234ZM143 121V120H142ZM141 121V122H142ZM148 121V120H147ZM216 121V122H217ZM237 121H239V120H237ZM252 121V120H251ZM171 122V121H170ZM230 122V121H229ZM235 122V121H234ZM240 122V121H239ZM139 125H138V124ZM143 123V122H142ZM148 123V122H147ZM173 123V122H172ZM206 123H208V122H206ZM213 123V122H212ZM212 123H211V121H210V124H211V126H212ZM248 123V122H247ZM201 124L203 125V126H206L205 128L203 127V126H201ZM209 124V123H208ZM213 124H217V123H213ZM235 124V123H234ZM137 125V126H136ZM142 125V124H141ZM143 125H144V123H143ZM148 125V124H147ZM171 125V124H170ZM224 125V124H223ZM240 125V124H239ZM244 125V124H243ZM37 126V125H36ZM171 126H173V125H171ZM217 126H219V125H217ZM137 127H138V130H137ZM142 127H144L145 128V126H142ZM213 127V126H212ZM215 127V126H214ZM244 127V126H243ZM217 128V127H216ZM224 128V127H223ZM259 128V127H258ZM147 130H148V127L146 128ZM237 129H239V128H237ZM208 130V129H207ZM210 130V129H209ZM141 131V130H140ZM146 131V130H145ZM142 132V131H141ZM220 132V133H219ZM249 132V131H248ZM251 132V131H250ZM249 132V133H250ZM208 134H209V137H208ZM213 133H211V135H212ZM239 134V135H238ZM250 134H252V133H250ZM249 134V135H250ZM237 135V136H236ZM233 136H235L234 137V139H233ZM239 136V137H240ZM27 137H30V140L32 141V142H39L40 141V138H36V137H32V136H27ZM212 137V138H211ZM231 137H232V140H233V144H231L230 142H232V140L229 142V139H231ZM250 137V136H249ZM249 137H247L246 139H248ZM244 138V139H245ZM156 139V140H157ZM219 139V140H218ZM238 139V138H237ZM140 140V141H141ZM235 140V141H234ZM164 141H165V144L167 145H164ZM214 144H213V143ZM95 145V147H94V145ZM155 145H154V144ZM163 143V144H162ZM237 144H238V147L239 146H241L240 148H241V151L239 150V149H237L236 148V146H237ZM146 145H149V144H146ZM154 145V146H153ZM236 145V146H235ZM156 146V147H155ZM163 146V147H162ZM88 147V148H87ZM93 147V148H92ZM166 147V148H165ZM105 148H107L108 150H110L107 154H108V158L106 157V158H104V156L103 157H101V158H99V156H102V155H104L103 153H101L102 151H103V149H105ZM147 148L150 150V155H148V154H146V152H148L149 150H147ZM155 148V149H154ZM165 148V149H164ZM264 148V147H263ZM53 149V150H52ZM247 149V148H246ZM79 150V149H78ZM107 150V151H108ZM152 150V151H153ZM156 150V151H157ZM240 151L239 153H237L236 151ZM80 151V150H79ZM78 151V152H79ZM85 152L84 150H81L80 152ZM246 151V150H245ZM77 152V153H78ZM87 152V153H88ZM124 152H126V153H124ZM208 152H209V157L207 158V154H208ZM248 152V151H247ZM74 153H73V164L74 165H76L75 163H76V161L78 160V158H79V163L80 164H82L83 162H86V160L85 161H83V162H81L82 160L81 159H83V157H85V156H83V157H81V156H79V157H77L76 156V154L74 155ZM102 155H101V154ZM78 154H80V153H78ZM82 154H84V153H82ZM98 154H100L99 156H98ZM127 155V154H126ZM125 155V156H126ZM129 155V154H128ZM146 156V157H147ZM128 157V156H127ZM133 157V158H132ZM144 157V156H143ZM75 158V159H74ZM91 158V157H90ZM91 158V159H92ZM103 158V159H102ZM110 159V160H109ZM120 159V160H121ZM84 160V159H83ZM77 161V162H78ZM102 161H103V163H102ZM111 161V162H112ZM156 161V162H155ZM75 162V163H74ZM87 162H88V160H87ZM238 163V162H237ZM107 164V163H106ZM105 164V165H106ZM132 164V163H131ZM73 165V167H75ZM104 165V166H105ZM108 165V164H107ZM106 165V166H107ZM77 166V165H76ZM105 166V167H106ZM112 166H113V164L110 166L111 168H112ZM119 166H121V165H119ZM132 166H133V164H132ZM83 167H85V165L83 166V164H82V166L81 165H79V167H76V168H73V186H75L74 184L76 183V179H78V177H82V172H83V170L82 169H84ZM90 169H91V166L89 165L88 166ZM117 167V166H116ZM136 167V168H137ZM148 167V168H147ZM155 167V168H154ZM108 168H109V165H108ZM114 168V167H113ZM158 168V170L160 171V174H157L156 176H154L155 175V173L154 172H156V171H154V169L156 170ZM236 168L237 169H239L237 166H236ZM88 169V168H87ZM105 169V168H104ZM138 170V171H139ZM152 170V169H151ZM107 171V170H106ZM105 171V172H106ZM135 171H137L136 169H135ZM158 171V172H159ZM133 172H134V169H133ZM86 173V172H85ZM88 173V172H87ZM104 173V172H103ZM137 173H138V175H137ZM140 173H141V175H140ZM154 175H153V174ZM131 174V173H130ZM149 174H151L152 176H153V180L151 179V177H149L150 175ZM191 174V175H190ZM238 174V173H237ZM137 175V176H136ZM146 175V176H145ZM160 175V176H159ZM243 175V174H242ZM105 176V175H104ZM109 176V175H108ZM238 176H239V174H238ZM110 177H111V175H110ZM149 178V179H147V178ZM195 178V179H197L200 183H202L203 185H204V189H199V188H197L196 186H195V184L193 183V181H192V179L191 178ZM83 178V177H82ZM115 178V177H114ZM236 178H238L237 176H236ZM81 179V178H80ZM79 179V180H80ZM142 179V180H143ZM146 179L147 180H149V182L151 181V183H149L148 181H146ZM79 180H77V181H79ZM107 180L108 181H110V179H108L107 178ZM112 180V179H111ZM241 180H244V179H241ZM138 181V180H137ZM235 181H236V183H235ZM83 182V181H82ZM88 182H87V184H88ZM111 182V181H110ZM153 182V183H152ZM149 184H150V186H149ZM152 184V185H151ZM236 184V185H235ZM188 185V184H187ZM243 185H245V187L243 186ZM79 186V185H78ZM95 186V187H94ZM135 186V187H134ZM90 187V186H89ZM124 187V186H123ZM134 187V189L132 190V188ZM187 187V188H186ZM236 187H237V189H236ZM75 188H76V186H75ZM79 189V188H78ZM80 189H81V187H80ZM210 189H214V192H210L211 190ZM215 189H216V191H215ZM84 190V189H83ZM86 190V189H85ZM208 190H210V191H208ZM242 190H245L244 191V194H240V193H242L243 191ZM74 191V190H73ZM90 191V190H89ZM93 191V190H92ZM119 191H121V193L120 194H122V195H120V196H122V197H125L124 198V200H123V203H124V201H125V199H126V196L128 197L127 199H126V201H125V203H126V205L128 204V202H129V204H131V205H127V206H130L131 208H132V206H134V204H135V202L133 201V200H136V204H138L136 207H135V209L137 208L138 209V211H137V209L135 210V212H137V213H135V212H133L132 210H134V207L132 208V210H131V208L129 209L128 207H126V206H121V203L119 204L118 202L120 201H122V199H121V197H119V194H116V193H119ZM132 192V193H131ZM74 193V192H73ZM113 193V194H112ZM115 193V194H114ZM248 193V192H247ZM202 194H204V195H202ZM227 194H229L228 196H227ZM231 194V195H230ZM235 194V195H234ZM237 194V195H236ZM238 194H240V196L238 195ZM53 195V194H52ZM52 195H51V197H52ZM58 195V194H57ZM57 195H54V196H57ZM125 195V196H124ZM198 195V196H199ZM234 195V196H233ZM61 196V195H60ZM67 196H68V194H67ZM132 196V197H131ZM136 196V197H135ZM239 196V197H238ZM59 197V196H58ZM117 197H118V199L120 198V200H117ZM131 197V198H130ZM134 197H135V199H134ZM200 197V196H199ZM38 198V197H37ZM43 198H45V197H43ZM42 197L40 198V200L41 199H43ZM60 198V197H59ZM58 198V199H59ZM69 198V197H68ZM67 198V199H68ZM214 198V197H213ZM212 198V199H213ZM240 198V199H239ZM49 199V198H48ZM47 199V200H48ZM56 199H57V197H56ZM61 199V198H60ZM87 199V198H86ZM90 199H91V201H90ZM129 199H131V203H130V200ZM133 199V200H132ZM203 198H200L199 199V201L201 202V200H202ZM205 199H204V201L202 202V203H205V204H203L204 206H202V207H200V206H197L198 208H200V209H202L203 207V209H205V210H201L202 212H204L205 211V213H208V211L209 210H207L208 208V205H209V203H211V199H208L207 201H205ZM231 199H232V201H231ZM36 200V199H35ZM45 200H46V198H45ZM45 200H44V203H45ZM51 200V199H50ZM116 200H117V202H116ZM181 200V201H180ZM210 200V201H209ZM215 200V199H214ZM128 201V202H127ZM137 201L139 202V203H137ZM209 201V202H208ZM213 201V200H212ZM231 201V202H230ZM42 202V201H41ZM40 202V203H41ZM49 202V201H48ZM47 202V203H48ZM133 202H134V204H133ZM200 202H195L194 201V203H196V205L198 204L199 205V203ZM216 202V200L215 201H213L212 203H213V205L214 204H216L217 205V203H215ZM239 202H238V204H236V201L234 202L235 203V205H234V203H233V205H234V207H233V205H232V207L235 209V208H238V206L237 205H239ZM240 202V203H241ZM44 203H41V204H44ZM52 203V204H53ZM180 203V204H179ZM191 203H193L192 201H191ZM194 203H193V205H194ZM202 203H200V205L202 204ZM246 203H249V202H245V204ZM133 204V205H132ZM177 204V205H176ZM207 204V205H206ZM242 204V203H241ZM240 204V205H241ZM123 205V204H122ZM196 205H194V207L196 208ZM219 205H217V206H219ZM239 205V208L242 206H240ZM45 206H47V204L45 205ZM122 207L121 209H120V207ZM245 206L246 205H244L243 207H241L240 209H242V208H245ZM249 206H251V205H249ZM126 207V208H125ZM139 207V208H138ZM206 207V208H205ZM212 207V206H211ZM231 207V208H232ZM47 208V207H46ZM58 208V209H57ZM233 208H232V210H233ZM239 208L238 209H236V210H238V212H237V214H239V212H240V214H241V216H239V218H240V222L239 223H241V222H243L244 221V219H246V218H250V217H252V215H250L249 214V211H244V209H242L241 211H239ZM93 209V210H94ZM123 209V210H122ZM248 209H250L249 207L246 209L245 208V210H248ZM47 210V209H46ZM128 211V213H126L127 211ZM170 211V212H168V214H170L169 216H167V212H165V211ZM206 210H207V212H206ZM44 212H45V209L43 210ZM64 211H66V209H64ZM126 211V212H125ZM151 211L153 212L152 214L153 215H151ZM178 211L180 212V210H179V207H178ZM229 211H231V210H229ZM233 211H235V210H233ZM242 211L244 212V214H243V216H242ZM2 212V211H1ZM6 212V211H5ZM4 212V213H5ZM20 212H22V211H20ZM29 212V211H28ZM44 212H42L43 214H45L46 215V213H44ZM140 212V213H139ZM146 212V213H145ZM166 213V214H163L162 215V213ZM201 212V213H202ZM236 212V211H235ZM248 212V213H247ZM3 213V214H4ZM7 214H8V212H6ZM15 213H17V212H15ZM134 213V214H133ZM145 213V214H144ZM205 213L203 214H201V216H203V217H201L202 218V220L204 219V217L206 216L205 215ZM252 213V212H251ZM11 214V213H10ZM24 214H25V212H24ZM28 214V213H27ZM34 214H35V212H34ZM138 214L140 215V217L138 216ZM144 214V215H143ZM236 213H235V217L233 216V218L232 219H234V221L233 220H231L230 218H229V220H231V221H233V222H235V218L238 216ZM239 214V215H240ZM246 214H249V215H246ZM253 214V213H252ZM9 215V214H8ZM12 215V214H11ZM11 215H9V218L11 219ZM26 215V214H25ZM37 215V214H36ZM39 215V214H38ZM64 215H65V213H64ZM148 215H147V217H146V219L148 218ZM166 215V216H165ZM176 215H177V213H176ZM179 215V214H178ZM199 215V214H198ZM247 217H246V216ZM4 216V215H3ZM5 216H7V215H5ZM18 216V215H17ZM16 216V217H17ZM22 216V218H23V214L21 215ZM208 216V215H207ZM244 216L246 217V218H244ZM141 217V218H142ZM163 217H164V219H163ZM244 218V219H242V218ZM1 215H0V221H1ZM21 218V219H22ZM42 218V217H41ZM52 218V219H51ZM93 218H95V219H93ZM149 218V219H150ZM153 218L151 219V220H153ZM169 218V219H170ZM209 218V217H208ZM207 218V219H208ZM4 219L5 218H3L2 219V223H4ZM7 219H8V216H7ZM18 219V218H17ZM20 219V220H21ZM39 219V218H38ZM78 219V218H77ZM86 219V218H85ZM206 219V218H205ZM241 219L243 220V221H241ZM6 220V219H5ZM19 220V219H18ZM142 220V221H143ZM151 220L149 221V222H151ZM156 220L154 221V222H156ZM170 220H173V218L172 219H170ZM176 220H177V216H176ZM228 220V221H229ZM237 220H239L238 218H237ZM260 220V219H259ZM258 220V221H259ZM11 221V220H10ZM13 221V220H12ZM17 221V220H16ZM38 221H40V220H38ZM38 221H37V223H38ZM133 221V220H132ZM134 221H136V220H134ZM141 221V220H140ZM145 221H148V219L147 220H145ZM6 222H8V220L6 221ZM5 222V224H7ZM21 222V221H20ZM20 222H18L19 224H20ZM42 222V221H41ZM40 222V223H41ZM61 222V223H60ZM148 222V223H149ZM157 222H159V220L157 221ZM162 222H160L161 224H162ZM224 222V221H223ZM233 222H231L230 224H233ZM237 222V221H236ZM260 222V221H259ZM10 223H13V222H10ZM14 223H15V221H14ZM13 223V224H14ZM17 223V222H16ZM15 223V224H16ZM24 223V222H23ZM60 223V224H59ZM64 223V224H63ZM134 222H132V224H133ZM143 224H145V226L144 227H146V228H143V229H141V230H144L143 232V234H147L148 233V236L150 237V236H152L153 234H151V235H149V233H151V232H149V229H150V231H152V230H155V228L154 227H152L153 226V224L151 225V224H147V223H145L144 221L142 222ZM152 223V222H151ZM165 223H166V220L164 221V227L167 225H165ZM175 223V224H174ZM262 223V222H261ZM4 224V225H5ZM12 224V226H14ZM19 224H18V226H19ZM43 224H44V222H43ZM68 224H70V225H68V227H67V225ZM139 224V223H138ZM155 224V223H154ZM10 225V224H9ZM24 225H26V229L28 228L27 227V225L28 224H24ZM23 225V226H24ZM39 223H38V227H39ZM62 225H61V227H62ZM146 225H149V227L148 226H146ZM163 225H161L162 227H163ZM176 226V221L174 222L173 221V226H171V225H168V227H170L171 228V230ZM240 225V224H239ZM1 226V225H0ZM3 226V225H2ZM1 226V227H2ZM7 226H8V224H7ZM6 226V227H7ZM21 226V225H20ZM22 226V227H23ZM43 226H45V225H43ZM50 226H52V227H50ZM70 226H72V228L70 227ZM129 226V227H128ZM132 226V225H131ZM134 226V225H133ZM132 226V227H133ZM143 226V225H142ZM156 226H158V225H155V227ZM243 226V225H242ZM5 227V226H4ZM4 227L3 228H0V229H4ZM20 228L21 230H23V232H25L26 230H24L23 228ZM31 227V226H30ZM35 227V226H34ZM37 227V226H36ZM37 227V228H38ZM128 227V228H127ZM131 227V228H132ZM167 227V226H166ZM173 227V228H172ZM8 228V227H7ZM46 228H47V226H46ZM46 228H43V229H46ZM147 228H149L148 230H146ZM182 228V227H181ZM244 228V227H243ZM242 228V229H243ZM9 229V228H8ZM18 230H19V227L17 228ZM28 229H30V228H28ZM48 229V228H47ZM53 229V228H52ZM58 229V228H57ZM62 229V228H61ZM69 229H67V230H69ZM133 229V228H132ZM259 229H261V227L259 228ZM5 231H6V229H4ZM3 230V231H4ZM10 230H13V228H10ZM10 230H9V232H7L6 231V234L7 233H10ZM15 230V229H14ZM21 230H19L20 232V234L19 233H17L16 234V236H18V235H20V236H25V235H30V233H29V231L27 232V233H24L25 235H21ZM41 230H42V228H41ZM71 230V231H72ZM126 230V231H125ZM129 230V229H128ZM147 232H146V231ZM158 230V229H157ZM2 231V230H1ZM17 231V230H16ZM37 231V230H36ZM39 231V230H38ZM46 231V230H45ZM56 231V230H55ZM54 231V233H56ZM61 231V230H60ZM65 231V230H64ZM63 231V232H64ZM70 231V232H71ZM256 231H258V228H256ZM22 232V233H23ZM142 232V231H141ZM141 232H137V233H140L141 234V236L140 237H142L143 236V234L141 233ZM13 233V232H12ZM16 232H14V234H15ZM34 233V231L32 232V234ZM79 233H81V234H79ZM128 233V232H127ZM133 233V232H132ZM156 233V232H155ZM255 233V232H254ZM4 234H5V232H4ZM34 234H36V233H34ZM65 234V233H64ZM67 234V233H66ZM83 234V235H82ZM255 234H257V233H255ZM255 234H253V235H255ZM2 235V237H4L3 236V233L1 234ZM8 235V234H7ZM6 235V236H7ZM9 235H11V233L9 234ZM13 235V234H12ZM11 235V237H13ZM28 235V236H29ZM39 235V234H38ZM90 235V236H89ZM31 237H32V235H30ZM71 236H72V234H71ZM126 236H128V235H126ZM138 236V235H137ZM146 236L147 235H145V236H143L144 238H146ZM10 237V239L8 238V241L10 242V240L11 241H14V240H12V238ZM15 237V236H14ZM19 237V236H18ZM18 237H17V239H18ZM26 237V236H25ZM139 237V238H140ZM1 238V237H0ZM19 238H22V237H19ZM24 238V237H23ZM23 238H22V240L21 241H25L24 242V244L22 243V242H20V243H22V247H23V245H25L26 244V246H27V244L29 243V242H26V240H23ZM28 238V240L27 241H30L31 240V238L29 239V237H27ZM33 238V237H32ZM80 237H78V239H79ZM93 238V239H94ZM143 238V239H144ZM148 238V237H147ZM5 239V238H4ZM35 239V238H34ZM126 239V238H125ZM1 240H2V242H1ZM0 240V252H2L1 254H0V264H11V262H9L10 260H11V258L9 259V261H7L8 260V258L6 257L9 253H10V256L9 257H11L13 254H11V253H13L14 251H15V255H16V252H18V251H16V247L14 248V245H15V242H10V244H11V246H10V244H9V242L7 241V239L5 240V241H7V245H9L10 247H12V249L11 248H9V250H7L8 248H6V250L9 252V253H7V252H5L4 251V247H6L7 245H5L4 247H2L4 244H3V242H4V240L3 239H1ZM19 240V241H20ZM76 240H77V238H76ZM85 240V239H84ZM139 240V239H138ZM145 240V239H144ZM147 240H149V238L147 239ZM32 241H34V240H32ZM79 241V240H78ZM126 241V240H125ZM35 242V241H34ZM89 242V243H90ZM135 242V241H134ZM141 242H144V241H142L141 240ZM146 242V241H145ZM4 243H6V242H4ZM19 243V242H18ZM17 242H16V244H18ZM31 243V242H30ZM88 243V244H89ZM3 244V245H2ZM14 244V245H13ZM34 244V243H33ZM32 243L31 244H28V246H31L32 247V245H33ZM36 244V243H35ZM96 244V245H95ZM144 244V243H143ZM36 245H39V244H36ZM36 245L35 246H33V247H35L34 249L33 248H30L29 247V249L30 250H28V246L26 247V246H24L22 249H21V245L20 246H18V245H16L17 246V249H19V247H20V249L21 250H23V251H25L26 250V254H25V252H23V251H21L20 249V252L19 253H17V255L19 256V257H23L22 255H27L28 254V256L31 254V249H33L32 251H34V250H37L38 249V247H36ZM114 245V246H113ZM115 246V247H116ZM140 246V245H139ZM143 246V245H142ZM25 247H26V249H25ZM41 247V246H40ZM118 247H116V248H118ZM120 247H119V249H120ZM37 248V249H36ZM105 248H103L104 250L101 252L100 250L101 249H99V253H100V256H99V258L101 257V255H105L106 256V258L104 257V255H103V264H104V262H105V264H111L110 262H112V260L109 262V260H107V257H111V253H113V255L115 254V252H111V251H106V249ZM135 248V247H134ZM3 249V250H2ZM11 249V250H10ZM15 249V250H14ZM25 249V250H24ZM47 249V248H46ZM2 250V251H1ZM27 250H28V252H27ZM39 250V256H43V255H40V252L43 250H41V249H38ZM37 250V251H38ZM48 250V249H47ZM121 250V249H120ZM11 251V252H10ZM43 251H45V254L46 253H48V256H51V255H49V253H51L50 251H47L46 252V250H45V248H44V250ZM30 252V253H29ZM98 252V251H97ZM105 252V253H104ZM108 252V254H106ZM5 253V254H4ZM23 253V254H22ZM33 253H35V254H33L34 256L32 257V258H35V259H39V257L37 258V256H36V251H34ZM42 253V252H41ZM44 253V252H43ZM42 253V254H43ZM102 253V254H101ZM5 255V256H3V255ZM20 254H22L21 256H20ZM12 256V258H17L16 260H18V262H19V259H20V261H21V258H19V257H17V256ZM32 255V254H31ZM47 255V254H46ZM52 255H53V253H52ZM116 255V254H115ZM117 256H118V254H117ZM30 257V258H31ZM45 257V259H43V260H48V262H50V263H52L53 261V259H50V258H53L52 256L51 257H48V258H46V256H43L42 258H44ZM108 258V259H112V257L111 258ZM24 259H26V258H28V257H23ZM22 258V259H23ZM42 258L41 259H39V260H42ZM102 258V257H101ZM105 258V259H104ZM114 258H116V257H114ZM23 259V260H24ZM14 260V259H13ZM12 260V262L14 263L15 261H13ZM23 260L21 261L22 263H23ZM106 260V261H105ZM115 259H113V262H116L117 260H115ZM108 261V263H106ZM21 262L20 263H17V264H21ZM113 262H112V264H113ZM16 263H14V264H16ZM47 264V263H46ZM73 264H75V263H73ZM76 264H78V263H76ZM79 264H81V263H79ZM92 264V263H91ZM116 264V263H115ZM119 264V263H118Z\"/></svg>","mask_w":264,"mask_h":264}]
</instances>
